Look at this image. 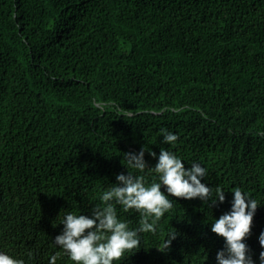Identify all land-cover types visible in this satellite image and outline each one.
Segmentation results:
<instances>
[{"label": "trees", "instance_id": "obj_1", "mask_svg": "<svg viewBox=\"0 0 264 264\" xmlns=\"http://www.w3.org/2000/svg\"><path fill=\"white\" fill-rule=\"evenodd\" d=\"M144 146L202 163L212 196L170 197L156 233L114 264H216L224 238L211 223L237 186L261 203L246 238L258 261L264 0H0V250L41 259L36 234L50 241V221L90 214L128 172L124 153ZM217 188L226 200L211 206ZM117 209L138 226V212Z\"/></svg>", "mask_w": 264, "mask_h": 264}, {"label": "clouds", "instance_id": "obj_2", "mask_svg": "<svg viewBox=\"0 0 264 264\" xmlns=\"http://www.w3.org/2000/svg\"><path fill=\"white\" fill-rule=\"evenodd\" d=\"M161 134L165 144L173 145L178 139L167 129H161ZM146 152L156 159L154 166L146 160ZM124 158L128 172L116 175V182L99 195L101 203L94 204L90 214L82 210L66 211L58 223L62 229L50 221L53 229L50 241H44L41 230L36 234L44 255L32 264H56L61 256L71 264H114L126 253L133 254L141 248L142 233H156L158 221L174 207L170 197L207 201L212 196V188L202 182L207 169L200 162H191L186 168L181 156L164 147L157 154L144 146L138 152L124 153ZM231 191L230 210L214 217L211 223V231L224 238V246L216 253V264H264V250L257 261L246 240L261 203L239 186ZM225 200V190L217 188L211 206ZM117 206L123 212H138V226H130ZM176 238L177 232L170 231L168 238L157 246L158 250L169 249ZM258 240L264 248V231L259 233ZM21 257L0 250V264H26Z\"/></svg>", "mask_w": 264, "mask_h": 264}]
</instances>
